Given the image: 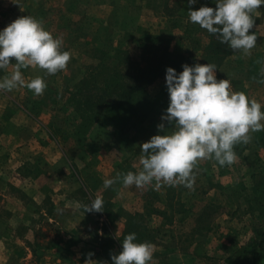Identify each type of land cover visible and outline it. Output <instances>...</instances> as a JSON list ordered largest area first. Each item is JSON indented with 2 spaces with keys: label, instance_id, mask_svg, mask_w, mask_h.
<instances>
[{
  "label": "rangeland",
  "instance_id": "obj_1",
  "mask_svg": "<svg viewBox=\"0 0 264 264\" xmlns=\"http://www.w3.org/2000/svg\"><path fill=\"white\" fill-rule=\"evenodd\" d=\"M129 1L0 0V31L30 15L63 40L62 51L71 53L67 69L55 75L39 68L21 70L26 83L37 76L45 79L43 95L18 87L14 94L1 96L20 102L43 121L33 144L38 149L52 144L54 151L49 155L40 148L34 163L10 178L15 185L0 196V248H4L0 264H85L90 252L93 260L112 264L111 255L122 251V241L130 233L136 234L137 243L156 245L152 264H250L255 243L263 239L264 131L251 133L250 143L235 146L238 160L231 166L201 161L193 190L182 185L156 189L155 181L144 188H125L122 181L104 187L106 179L120 173H138L141 145L154 135L171 134L174 127L161 120L170 102L165 75L147 88L158 103L143 124L127 119L119 127L94 126L79 132L80 120L67 101L68 92L77 87L84 91L85 86H79L89 70L101 63L114 65L117 50L136 60L140 45L147 48L174 38L183 44V52L198 50L188 58L190 67L204 64V55L221 56L212 62L216 78L228 79L233 91L257 101L261 94L253 93L255 87L264 88V31L258 27L264 24L262 8L253 14L255 25L249 32L257 35V45L244 54L190 22V9L215 8L216 0H196L191 6L188 0H133V5ZM12 5L28 7V13L5 18L4 10H12ZM7 70L5 76L14 67ZM162 122L164 132L157 127ZM41 176L52 177L38 184L52 187L45 195L37 193L32 183ZM98 196L104 211L85 213L83 206ZM109 215H115L114 220Z\"/></svg>",
  "mask_w": 264,
  "mask_h": 264
},
{
  "label": "clouds",
  "instance_id": "obj_2",
  "mask_svg": "<svg viewBox=\"0 0 264 264\" xmlns=\"http://www.w3.org/2000/svg\"><path fill=\"white\" fill-rule=\"evenodd\" d=\"M189 5L196 0H188ZM264 6V0H216V7L202 6L189 10L190 22L199 25L220 43L233 51L250 54L257 45V35L249 34L255 25L253 14ZM63 40L54 38L45 30L43 22L30 15L21 16L0 31V69L10 66L14 71L0 79V91L11 92L26 87L36 96L47 88L43 77L25 82L22 69L39 68L46 75H55L67 69L71 60L69 51H62ZM15 61L14 65L12 61ZM179 74L167 68L166 86L169 105L162 121L172 125L169 135H154L141 145L138 173H120L106 179L110 188L118 181L123 187L144 188L155 181V188L163 185L194 189L196 170L201 161L215 160L219 166H231L238 156L234 148L251 142V133L264 131V111L255 99L244 92H235L228 79L217 80L215 64L182 65ZM165 131V123L158 126ZM104 201L95 198L84 205L85 213H102ZM135 233L126 235L122 251L111 255L112 264H152L156 245L137 243ZM88 253L85 264H107L92 259Z\"/></svg>",
  "mask_w": 264,
  "mask_h": 264
},
{
  "label": "trees",
  "instance_id": "obj_3",
  "mask_svg": "<svg viewBox=\"0 0 264 264\" xmlns=\"http://www.w3.org/2000/svg\"><path fill=\"white\" fill-rule=\"evenodd\" d=\"M182 47L183 44L174 38L159 40L147 48L140 45L142 52L136 60L122 49L116 51L119 55L114 65L101 63L91 68L79 86H85V90L77 87L68 92L67 101L80 120L79 132L84 133V129L94 126L100 129L107 125L119 127L127 119L143 124L158 103L148 94L147 88L164 77L169 67L179 74L182 65L188 64V58L198 51L187 53ZM201 59L204 64H212L221 56L207 54ZM114 216L108 218L112 221ZM262 238L254 245L250 264H264V233Z\"/></svg>",
  "mask_w": 264,
  "mask_h": 264
},
{
  "label": "crops",
  "instance_id": "obj_4",
  "mask_svg": "<svg viewBox=\"0 0 264 264\" xmlns=\"http://www.w3.org/2000/svg\"><path fill=\"white\" fill-rule=\"evenodd\" d=\"M129 2L132 4L133 0H130ZM12 7V10H9L10 8L4 10L5 18H8L7 14L17 15L20 13H28V7H19L15 5H12ZM103 7L106 8L107 6L105 5ZM261 8L264 11V7ZM107 9L109 12H113L111 6ZM29 10L32 11V8L29 7ZM50 24L51 23L48 22V25ZM258 27L264 31V24H259ZM262 38L261 45L264 46V36ZM261 56L264 59V52ZM30 68L33 71L38 69ZM5 71L10 72V70H4V73L0 74V79L5 76ZM26 76H30V74L27 73ZM234 82L235 81H232V87ZM249 82L250 81L244 83H247L248 85ZM12 92L14 94V91H0V196H4V193L9 186L15 185L14 183H11L10 178L15 177L18 172H21L23 166H28L29 163H34V158L37 157L40 148L44 150L42 151L43 153L49 155L54 151L52 144H43L42 146H39V149L33 144L34 141H37L38 125L43 124V121L31 114V110L26 109L20 102L15 100H11L12 102L4 101L3 97H1L4 96L5 98L8 95L7 93ZM236 92L238 91L236 90ZM253 93L261 94V100H257V102L262 105V111H264V88H258L256 86ZM46 175L48 176V174ZM51 178L52 177L49 179ZM8 179L10 181H8ZM49 179L41 176L32 180V183L34 184L33 187L37 193L45 195L52 190L51 186L49 189L38 186V184L44 180L47 183ZM3 250L4 248H0V254Z\"/></svg>",
  "mask_w": 264,
  "mask_h": 264
}]
</instances>
